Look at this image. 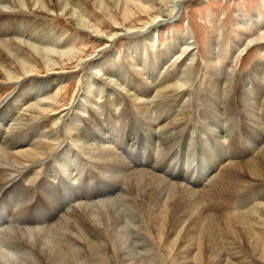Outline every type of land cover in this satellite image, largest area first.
I'll list each match as a JSON object with an SVG mask.
<instances>
[{"label": "bare ground", "instance_id": "6f19581e", "mask_svg": "<svg viewBox=\"0 0 264 264\" xmlns=\"http://www.w3.org/2000/svg\"><path fill=\"white\" fill-rule=\"evenodd\" d=\"M162 2L0 0V85L15 87L14 95L0 104V264H254L239 260L245 248L264 261V62H252L244 73L233 72L216 65L220 44L208 42L201 83L213 121L206 130L193 132L185 125L195 105L192 38L189 33L170 34V44L155 47L160 20L171 19L187 0H171L169 14L161 12ZM147 7L155 8L156 17L143 28L126 29L137 11L152 15ZM93 12L108 20L116 31L112 36L92 23ZM52 16L105 47L117 37L128 38L121 56L112 52L93 58L80 100L66 121L56 113L53 93L67 77L54 74L75 64L84 52L76 49V38L65 37L47 22ZM260 19L247 24L262 31L261 37L248 41L242 35L231 62L251 43L264 40ZM40 72L45 75L39 77ZM234 107H240V116L257 132L256 141L247 142L257 154L244 162L226 161L222 144V160L209 157V169L215 168L203 180L206 192L200 197L225 201H209V208L199 203V188L186 183L182 169L181 181L169 178L177 154L171 149L181 144L180 159L189 161L196 143L204 145L203 135L212 137L209 144L230 137L237 119L227 117ZM41 117L47 120L28 126ZM50 124L55 128H48ZM145 136H150L149 143ZM41 163L44 179L35 181L38 195L33 198L31 189L15 179L21 168L38 170ZM51 174L59 177L57 186L47 182ZM87 193L95 197L86 198ZM211 210L218 218L213 219Z\"/></svg>", "mask_w": 264, "mask_h": 264}, {"label": "rangeland", "instance_id": "374dc122", "mask_svg": "<svg viewBox=\"0 0 264 264\" xmlns=\"http://www.w3.org/2000/svg\"><path fill=\"white\" fill-rule=\"evenodd\" d=\"M171 7H172L171 0H163L162 4L160 5V10L161 12H164L165 14L167 13L169 14ZM147 9L149 10V12H152V15L150 17L136 10L137 11L136 14L131 17L132 20L129 21V23H127L126 29L136 30V29L143 28V26H145L146 23H148L149 21H151V19L156 17V13L154 11L155 8L147 7ZM256 17H258V19L261 18L260 19L261 23L264 24V0H187V2L184 5H182L181 10L177 14L172 15L171 19L163 18V20H160V22L158 23L159 30L155 34V42H156L155 47L158 46L159 48H162L163 46H166L167 44H170L172 42V37H171L172 34L182 35L183 33H189V35L192 38V42L194 44L193 48H194V53H195V59H194V62L191 63L193 65L191 66L193 69L191 83L193 85L192 89L194 92L192 96H193V102L195 105L193 108H191L192 109L191 112L187 114L186 119L188 118L187 119L188 123L187 122L185 123V125H187L188 128H191V129L193 128V132H197L199 127H202L206 130L208 127H210L207 124V122L213 121V119L209 117L212 112L207 110V106L205 105V102H204V99H205L204 81L201 83L202 78H203L202 73H204V71L207 70V66H208L206 62L207 55H208L207 53L209 51L208 42L212 40L216 42L217 40V42L220 44L221 49H219V52H218L219 60H217L218 62L216 61V65L225 67L227 69L229 68V70H233V72H236V73H239V72L244 73V71L246 72L249 65L252 62L257 61V60L264 62V40H259L254 43H251L252 45L251 44L249 45L250 48L248 47V49H245L243 52L240 51L238 59L236 61L231 62L230 59L233 54L235 45L238 42L242 41L241 40L242 35L243 36L245 35L248 41L259 39L261 37L262 31L258 29L250 30L251 27L249 26V24H247L249 23L251 18H256ZM47 22L54 29L64 32L65 37L76 38L75 39L76 49H79L80 51L82 50L84 52L83 53L84 58L83 57L79 58L80 60L78 59V61H76L75 64L70 65L69 67H65L63 70H59L54 74V76H64L65 78L67 77L66 80L60 86L59 91L57 90L58 91L57 92L55 90L53 93L54 94L53 96L57 100L58 109L56 113H60V115L64 117V121H66L69 118L70 113L72 112L75 104H77V102L80 100V94L82 92V85L84 84L86 74L89 73L90 70L93 68V61H94L93 58L96 59V58H99L100 55L103 56L106 53H112V52H115L119 56H121L123 54L124 48L126 47L128 38L126 36L117 37L114 39V41L109 46L105 47L103 46L104 44L103 42L99 43L93 37H91L88 33L82 32L81 30H76V27L73 24L68 23L66 20H64L63 18L59 16L49 17L47 19ZM92 23L95 25L101 24L100 27H102V30L106 36H110L111 33L116 32L114 31V29L111 28V26H109L110 24L108 20L105 17H103V15L97 12H93ZM117 24H120V21L118 19H117ZM175 59L176 57L173 58V60ZM77 63H82V64L78 66ZM41 72L39 73V77H43L45 75V73H41ZM233 78L234 79L232 83L234 82L233 84H236L239 79L237 76ZM194 80H196L197 82H195ZM198 86H201L203 90L200 91ZM14 92H15L14 86L0 85V103H2L9 96H13ZM197 100L201 101L202 104L201 102H198ZM229 101H231V99L228 100V102ZM238 112L240 113V107H234V111L229 113L228 115L229 117H227V119L229 118L237 119V120H234V124L231 127V132L233 130L234 134H231L230 137L224 138L220 143L215 142L213 144L208 143V140L212 138L211 136L203 135L202 139H203L204 145H200L199 143H196V145L191 149V152H192L191 154L194 155V157L191 158V154L189 153V156H190L189 159L191 160L187 161V160L180 159L181 151H182L181 144H178L179 146L175 145L171 149V151L174 152V153L172 152L173 154L177 152L178 155L176 154V157L173 158L174 160L172 159L173 161L171 163L173 164V162H175L176 164L169 178H171L172 180L181 181L182 179L178 175L180 172L179 170L182 169L183 170L182 173H184V176H182V178L187 179V181L185 180L186 183L189 184L190 186H197V189L199 188L197 191L198 193H196L198 198H200L199 203L204 202L203 205L209 208L213 203L224 204L225 202L224 200H220V199L218 201L212 195L205 196L204 198L206 199H203L204 201L200 197V195L204 196L206 192L203 190L206 188V185H202L204 182L203 180L204 179L208 180L209 178H211L214 172L215 167H213L212 169H209L211 157L213 156L215 160L217 161L222 160L221 145L223 144L226 148V154H225L226 161L240 160L239 162H244L247 159L253 158L257 154V151L255 152L253 150H250V146L247 143V142L256 141L257 136H258L257 132L251 129V126H249L247 122H245V120L240 116ZM50 114H53V113H50ZM202 114L205 117L202 116ZM122 119L125 120V117L123 116ZM46 120L47 118L41 117V118L36 119L35 123L34 122H30L31 124L28 123V126H31V125L35 126L38 124L41 125ZM65 123L63 124L64 125L63 132H64V136L68 140V143H70L68 139L70 136L69 134L70 131H68L67 127L65 128V126L67 125ZM3 124L5 125L4 122ZM55 126H56L55 124H50L48 125V128L49 127L55 128ZM115 132L116 134H119L118 129H116ZM262 135H264L263 130L261 131L260 137L264 139V136ZM182 137H184V134ZM143 139L146 143H149L151 141L150 136H145ZM74 145L78 146V144L76 143ZM71 147H73V145ZM186 147L187 146L184 147L185 151L189 149L188 147L187 148ZM204 148H207L206 152H204L205 151ZM212 149H214V151H212ZM178 159L179 161H177ZM44 164H47V161H45ZM39 166L41 167L38 168V170L32 166L30 167L26 166L25 168L24 167L21 168L22 170L20 169V172L17 174L16 182L20 184H26L24 186L25 188L27 187L28 190L31 189V187L33 186V191H34L35 186L37 185V182L35 181L36 180L39 181L44 176L42 163ZM27 168L29 171L31 172L33 171V172L31 174L30 173L28 174ZM33 168L36 171L40 172V174H37L38 172H36L35 170H32ZM26 173H27V176H26ZM30 176L33 177V179L35 180L31 181L30 179H28L29 180L28 181L29 183H28L26 180H27V177L31 178ZM34 176L35 177L37 176V177L35 178ZM47 181L48 182L50 181V184L52 186H57L59 182V177L55 179V176L51 174L48 177ZM91 183L92 182H90L88 186L92 185ZM64 185H66V183H64ZM66 187L67 186H65L64 188ZM201 188L202 190H200ZM88 189L89 188H87L86 186L84 187V191L87 192ZM84 193L80 194L79 192L80 195H84ZM93 193H90V194L87 193L85 194V197L92 199V197L93 198L95 197ZM215 197H217V195ZM211 199L212 200L215 199L214 202ZM209 201H210V204L212 202L211 205L208 203ZM29 202L30 201L26 203L28 204ZM26 203H24V205ZM202 206L200 205V207ZM208 213L212 217L214 216L213 219L218 218L217 217L218 213L214 212V210L208 211ZM179 230H181V234L185 233L186 231L185 228L183 227H181ZM244 250L245 251L242 250L241 252L242 255H240L242 257H239L240 261L242 260V258H244L246 259L245 261L250 260L254 264H264L263 260H259V258H256V256L255 257L251 256L250 252L246 251V248ZM244 252L246 253L244 254ZM170 260H173V258H171ZM162 264H171V263L169 261L167 262L163 260Z\"/></svg>", "mask_w": 264, "mask_h": 264}]
</instances>
